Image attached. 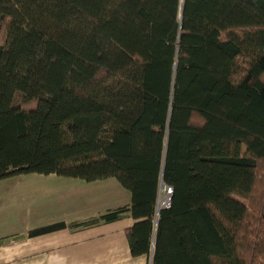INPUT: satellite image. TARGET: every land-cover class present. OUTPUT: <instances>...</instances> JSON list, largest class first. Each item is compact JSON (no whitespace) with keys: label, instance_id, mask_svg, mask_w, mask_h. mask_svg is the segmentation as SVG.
<instances>
[{"label":"trees","instance_id":"1","mask_svg":"<svg viewBox=\"0 0 264 264\" xmlns=\"http://www.w3.org/2000/svg\"><path fill=\"white\" fill-rule=\"evenodd\" d=\"M28 172L115 178L88 221L127 213L149 264H264V0H0V178Z\"/></svg>","mask_w":264,"mask_h":264},{"label":"crops","instance_id":"2","mask_svg":"<svg viewBox=\"0 0 264 264\" xmlns=\"http://www.w3.org/2000/svg\"><path fill=\"white\" fill-rule=\"evenodd\" d=\"M27 176L61 183L54 191L69 194L67 197L72 199L69 203L73 206H65V213L53 220L36 222L31 203L26 204V215L32 223L25 228L15 227L11 220H0V264H146V260L149 264L146 256L134 257L130 254L125 229L132 219L127 213L114 221H88L94 217L90 216L93 213L101 214L127 203L130 199L127 190L118 186L114 191L108 190L113 184L105 179L85 183L79 178L58 174L33 173ZM30 194H25L26 200L30 199ZM76 196L85 198V205L80 210L74 205ZM62 202L64 205V200ZM57 221H65L66 226L47 233L30 234L34 228Z\"/></svg>","mask_w":264,"mask_h":264},{"label":"rangeland","instance_id":"3","mask_svg":"<svg viewBox=\"0 0 264 264\" xmlns=\"http://www.w3.org/2000/svg\"><path fill=\"white\" fill-rule=\"evenodd\" d=\"M35 172H28L24 174H15L8 177L0 178V220L12 221L13 225L17 228H25L27 224H31V219L26 215V204H30L33 209V219L38 221L53 220L56 216L62 212L65 213V206H73L69 202L72 199L68 198L69 194H58L57 186L61 183L45 181L44 177H28L27 174H33ZM38 174V173H36ZM112 182L108 190L114 191L116 186L125 190L115 178H107ZM85 183H87L85 181ZM91 186V185H85ZM101 189V188H100ZM67 190V188L65 189ZM97 190V189H96ZM106 190L105 193L108 191ZM32 191V192H31ZM30 194V199L26 200V193ZM92 192V190H91ZM90 192V193H91ZM98 193H100L97 190ZM166 190L165 186H160L159 199L160 201L165 198ZM66 197L64 198V196ZM64 200V205L62 200ZM74 205L78 210L82 209L85 205L84 196H76L74 199ZM26 205V206H25ZM30 211L29 214H31ZM97 214V215H96ZM100 213H93L90 216H99ZM89 216V217H90ZM89 217H86L88 219ZM91 218V217H90ZM27 231V230H26ZM143 263V262H142ZM147 264V260H146Z\"/></svg>","mask_w":264,"mask_h":264},{"label":"built area","instance_id":"4","mask_svg":"<svg viewBox=\"0 0 264 264\" xmlns=\"http://www.w3.org/2000/svg\"><path fill=\"white\" fill-rule=\"evenodd\" d=\"M165 190H166L165 198L162 199L161 201L159 199V202H158L159 204H162V205L169 204V197H170V193H171V187L165 186Z\"/></svg>","mask_w":264,"mask_h":264}]
</instances>
